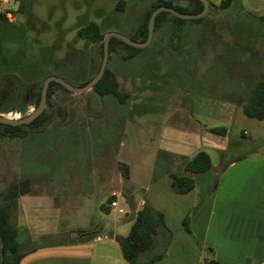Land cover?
<instances>
[{
    "label": "crops",
    "instance_id": "0c3cea01",
    "mask_svg": "<svg viewBox=\"0 0 264 264\" xmlns=\"http://www.w3.org/2000/svg\"><path fill=\"white\" fill-rule=\"evenodd\" d=\"M8 2L0 0V11L14 9ZM240 3L243 10L264 17V0ZM256 41L264 42V38ZM226 65L231 67V61ZM225 75L231 82L236 80L230 69H225ZM242 81L241 73L239 86L227 87L230 93L226 99L192 91L182 93L173 108L168 106L169 100L144 104L138 110L129 105L131 137L126 143H119L121 148L127 147L128 153L118 160L127 164L128 176L118 174V190L109 187L106 200L101 172L97 167L87 170L84 166L90 161L102 167V155H52L46 160L48 169L37 175L22 173L19 165L17 180L31 181L28 191L16 197L10 214L17 240L27 251L19 264H134L123 257L118 237L127 234L144 201L162 211L171 233L163 255L144 264H201L203 257L213 258L218 264H264V142L244 153L222 158L230 143L228 122L235 120L241 108ZM214 121L224 122V134L209 131L221 127L211 126ZM53 137L54 151L59 141ZM101 143L100 137L99 147ZM214 149L219 151L215 159L210 153ZM199 150L209 154L211 166L197 174L186 171L185 162ZM172 174L191 176L194 187L186 193L174 192ZM200 175L212 178L206 192H201L197 180ZM3 183L7 186V179ZM114 194L125 213L119 214L109 207L108 201ZM194 207L187 231L182 219ZM104 213L109 215L108 220ZM73 219L83 224L59 228L63 221ZM81 231L105 232L109 237L95 241L93 233L79 235ZM19 235L22 239H18ZM160 239L159 234L157 241ZM151 255H142L141 260Z\"/></svg>",
    "mask_w": 264,
    "mask_h": 264
},
{
    "label": "rangeland",
    "instance_id": "374dc122",
    "mask_svg": "<svg viewBox=\"0 0 264 264\" xmlns=\"http://www.w3.org/2000/svg\"><path fill=\"white\" fill-rule=\"evenodd\" d=\"M8 1L11 8L17 7L16 0ZM26 1L31 5L38 19L36 21V30L38 31L35 33L38 38L42 39L41 47L57 43L58 48L54 50L53 56L59 59L70 54L68 52L76 48L74 57L69 56L66 61L67 67L72 68L74 62L77 67L78 64L83 65L87 75L95 72L91 66L92 59L99 58L101 62L102 56H99L98 51L102 40L95 44L91 42L84 44L83 39L76 38L77 25L88 20H95L106 28L108 27L104 29V34L109 30H116L128 35L134 30V26L152 0ZM171 1L179 5H187V0ZM237 14L238 11L235 9L221 11L212 9L207 15H204L201 22L187 21L176 28L170 21V16L167 15L155 34L153 32L151 42L132 59L123 60L118 54H113L110 59L109 53L107 66L116 74L120 90L130 95L124 105L119 106L108 98L101 99L92 89L78 93L66 92L58 86H54L51 102L54 110L56 111L59 107L61 113L58 112L48 125L37 131H29L22 138L0 135V198L6 188V183L3 181L7 179V182L10 183L17 180L20 166L22 173L32 172L37 175L48 169L46 160H49L48 158L52 155H74L78 158L86 155L90 158V156L98 154L103 157L102 167L95 166L96 164L90 161L84 166L87 170L97 167L95 169L101 172L105 200L108 199L109 187L110 190H118L116 178L121 173L118 167L119 157L126 158L128 153L127 147L121 148L119 143L123 140L126 143L131 137L132 114L128 111L129 105L138 110L144 104H158L169 100L168 106L173 108L179 103L182 93L192 91L226 99L230 93L227 87L236 85L237 80L234 79L231 82L225 75V70L222 68L225 66L224 60L217 62L205 74L200 73V70L206 71L207 67L204 65L211 62L209 59L205 61L206 63L203 62L202 55L206 52L205 57L214 60L217 59L221 49L219 42L214 40L211 31L222 33L225 31L223 27L227 25L230 17ZM7 16L11 21L20 22L23 20L21 15L8 13ZM243 25L251 29L259 26L256 19L248 17L243 18ZM109 26L111 27L109 28ZM61 30H66V33L60 39ZM35 33H30V35ZM226 38L229 40L230 36L227 34ZM38 46L40 45H37L36 49ZM255 46L259 52L260 60L258 61L260 63L256 65L258 71V69L262 70L264 66V42L255 41ZM14 63L20 66L28 65L21 60L20 62L16 60ZM200 65L201 67H199ZM63 78L73 84V80ZM33 109L34 106H28L24 114L19 112L1 114L9 117H21ZM223 123V121H214L210 122V125L224 126ZM228 123L230 143L227 148L225 145L226 149L222 152L223 159L244 153L264 142V120L247 117L240 107L235 120ZM53 136L57 137L59 141L54 147V151L52 150ZM100 137L103 139L101 147H99ZM217 138L220 141V137L217 136ZM99 148L101 149L100 153L96 152L97 149L99 151ZM210 153L213 159L219 155V151L215 149L210 150ZM197 180L201 192H206L212 182L209 175H200ZM125 191L129 193L127 188ZM13 210V204L7 207L9 214H12ZM104 218L108 220L109 215L104 213ZM74 223L83 224V221L74 219L63 221L59 228L73 226ZM50 238H46V240L48 241ZM18 239H22L21 235L18 236ZM156 250L155 247L154 249L150 248L143 253V256L151 255Z\"/></svg>",
    "mask_w": 264,
    "mask_h": 264
},
{
    "label": "trees",
    "instance_id": "16d2710c",
    "mask_svg": "<svg viewBox=\"0 0 264 264\" xmlns=\"http://www.w3.org/2000/svg\"><path fill=\"white\" fill-rule=\"evenodd\" d=\"M16 1L18 2L16 8L0 11V113L19 112L24 114L28 106L36 107L38 104L42 81L46 76L50 74L63 76L73 80L74 85L81 86L97 72L100 59H92L91 66L95 69V72L87 75L85 66L78 64L77 67L74 61L72 68L67 67L66 61L68 57H74V51H77V49L73 48V51L68 52L70 54L59 59L53 56L54 50L58 48L57 43L41 47L42 39L38 38L35 33L38 31L36 30L37 16L26 0ZM208 2L209 9L206 15L212 9H235L238 14L230 17L227 25L223 27L225 31L222 33L211 31L214 40L219 42L221 49L218 52L217 59L214 60L209 57L206 58V52L202 55L203 62L207 59L211 60V62L208 63L209 65L206 62L205 65L201 64L206 66L207 69L206 71L199 69L200 73H207L209 68L222 60L225 61V66L222 68L224 70L230 69L236 75L237 83L235 86H239L242 73L244 96L239 100L241 110L247 117L264 120V69H258V71L256 69L259 61V52L255 46L257 39L261 40L264 38V17L243 10L240 0H219L217 5L209 0ZM186 4L179 5L171 0H152L143 11L140 20L134 26V30L129 32L128 36L136 40H144L147 36L149 15L159 5L173 6L177 10L187 13L199 12L203 7L200 0H187ZM7 12L11 15H21L23 20L20 22L11 21L7 16ZM167 15L170 16V21L174 23L175 28L187 21L199 23L205 17L183 19L169 12L161 11L155 16L154 34L164 23ZM247 17L256 19L259 26L255 27V29L244 26L243 18ZM107 28L95 20H88L83 24L77 25L76 38L83 39L84 44L89 42L95 44L102 40L98 51L101 57L103 54V31ZM30 33L35 34L30 35ZM65 33L66 30L60 31V39ZM227 34L230 36L229 40L226 38ZM37 45H40L38 49H36ZM108 47L110 59L113 54H118L123 60L132 59L142 50V48L131 46L116 37H110ZM16 60L18 62L20 60L24 61L28 65H16L14 63ZM228 61H231V67L226 65ZM54 86L69 92L59 83L50 81L46 94L47 107L27 124L12 125L0 123V135L22 138L29 131H37L48 125L58 112L61 113L59 107L56 111L54 110L51 102ZM91 89L101 99H111L119 106L124 105L130 98L128 93L120 90L116 74L109 66H106L103 75ZM209 131L216 134H224L226 129L222 126L212 127ZM210 166L211 159L209 154L204 150H199L185 162L184 169L197 174L206 171ZM118 167L125 177L128 176L126 163L118 162ZM171 179V187L176 193H186L194 187L195 180L187 174H172ZM30 182L28 178L14 180L8 183L2 194V204L0 203V205H4L0 207V264H19L21 258L27 252L17 240V231L11 223L7 207L11 204L15 205L16 197L28 191ZM103 208L106 209V207ZM195 209L196 207L192 208L182 219V226L187 231H190V214ZM92 233L94 234L91 231H81L79 235L89 236ZM159 234L161 235L160 242L157 241ZM170 235L171 233L164 222L162 211L153 207L149 202L144 201L142 206L135 212L127 234L118 237V243L122 255L127 261L134 264H144L150 263L163 255ZM153 245L157 248L156 252L148 259L142 261L141 256L143 253L150 248L154 249ZM201 264H218V262L213 258L203 257Z\"/></svg>",
    "mask_w": 264,
    "mask_h": 264
},
{
    "label": "water",
    "instance_id": "95a60500",
    "mask_svg": "<svg viewBox=\"0 0 264 264\" xmlns=\"http://www.w3.org/2000/svg\"><path fill=\"white\" fill-rule=\"evenodd\" d=\"M200 1L202 2L203 7L199 12H195V13L182 12V11L177 10L173 6H167V5H159V6L155 7L149 15L148 27H147V36L144 40H136V39L131 38L130 36L123 34L119 31L109 30L108 32H106L104 34V37H103V54H102V59H101L99 68H98L97 72L92 76V78L89 81H87L85 84H83L81 86H77V85H73V84L69 83L68 81H66L61 76H57V75H53V74L48 75L42 81L41 90H40V98H39V102L36 105V107H34V109L31 112H29L28 114L21 116V117H9V116H5V115L0 113V123L20 125V124H27V123L31 122L46 107V94H47L48 84L50 81H55V82L59 83L60 85H62L67 90L72 91V92L80 93V92H84V91L91 89L93 87V85L101 78V76L103 75L105 68L107 66L108 55H109L108 44H109L110 37H116V38H119L120 40H122L123 42H125L131 46L143 48V47L147 46L152 40L153 31H154L155 16L159 12L166 11V12H169V13H171L177 17L183 18V19L200 18V17H203L209 9L208 0H200Z\"/></svg>",
    "mask_w": 264,
    "mask_h": 264
},
{
    "label": "built area",
    "instance_id": "2783aa9c",
    "mask_svg": "<svg viewBox=\"0 0 264 264\" xmlns=\"http://www.w3.org/2000/svg\"><path fill=\"white\" fill-rule=\"evenodd\" d=\"M108 205L119 214L125 213V209L119 204V197L116 194H114V196L109 200ZM108 237V233L102 232L94 234L93 240L101 241L107 239Z\"/></svg>",
    "mask_w": 264,
    "mask_h": 264
}]
</instances>
